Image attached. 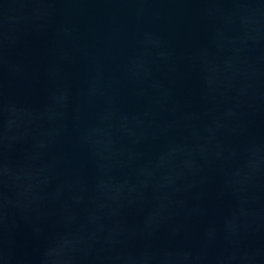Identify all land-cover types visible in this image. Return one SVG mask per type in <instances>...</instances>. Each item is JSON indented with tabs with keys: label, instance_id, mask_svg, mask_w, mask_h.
Returning a JSON list of instances; mask_svg holds the SVG:
<instances>
[{
	"label": "water",
	"instance_id": "obj_1",
	"mask_svg": "<svg viewBox=\"0 0 264 264\" xmlns=\"http://www.w3.org/2000/svg\"><path fill=\"white\" fill-rule=\"evenodd\" d=\"M0 264H264V0H0Z\"/></svg>",
	"mask_w": 264,
	"mask_h": 264
}]
</instances>
